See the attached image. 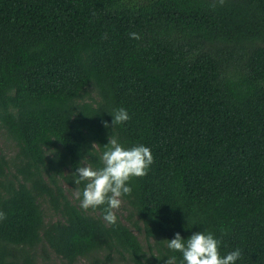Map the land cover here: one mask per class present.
I'll use <instances>...</instances> for the list:
<instances>
[{
    "label": "trees",
    "instance_id": "16d2710c",
    "mask_svg": "<svg viewBox=\"0 0 264 264\" xmlns=\"http://www.w3.org/2000/svg\"><path fill=\"white\" fill-rule=\"evenodd\" d=\"M0 133V264H179L203 231L264 264V0H0ZM112 137L154 159L115 225L69 198Z\"/></svg>",
    "mask_w": 264,
    "mask_h": 264
},
{
    "label": "clouds",
    "instance_id": "9594fccd",
    "mask_svg": "<svg viewBox=\"0 0 264 264\" xmlns=\"http://www.w3.org/2000/svg\"><path fill=\"white\" fill-rule=\"evenodd\" d=\"M223 3L224 0H220V4ZM129 38L139 40L141 37L138 33L131 32ZM111 117V128L130 119L123 108L115 109ZM104 127L108 128L109 124L105 122ZM153 163L150 148L143 145L125 148L116 137L108 138L105 150L100 156L99 168L94 169L91 165L79 166L72 173L75 185L85 184L82 193L79 188L76 190L77 198L82 196L80 207L85 211L103 207L104 221L115 225V210L121 207V197L130 195L132 191L129 181L146 176ZM4 219L6 214L0 211V221ZM166 241L170 251L182 255L179 264H236L241 257L239 249L222 257L219 250L220 240L211 232H197L186 240L177 233L173 239ZM165 264H177V257H167Z\"/></svg>",
    "mask_w": 264,
    "mask_h": 264
},
{
    "label": "rangeland",
    "instance_id": "374dc122",
    "mask_svg": "<svg viewBox=\"0 0 264 264\" xmlns=\"http://www.w3.org/2000/svg\"><path fill=\"white\" fill-rule=\"evenodd\" d=\"M0 150L7 156V157H12L15 153V148H14V145L11 141H9L2 133H0ZM65 189L68 190V187L65 186ZM69 198L72 200V201H75L77 196H76V193L74 192H69ZM46 210V208H45ZM127 212H128V207L127 205H125L124 203H122L121 201V207L118 209V210H115V214L117 216H119L121 218V220H124V217L127 215ZM50 217L53 218V220H56V216H52L51 214H49ZM135 234L138 236L139 240L141 241V243L143 245H145V240L142 236V234H138L135 230H134ZM122 262V261H121ZM120 262V263H121ZM60 262L59 261H55V264H59ZM77 264H88L86 261H81L80 263H77ZM123 264V263H122Z\"/></svg>",
    "mask_w": 264,
    "mask_h": 264
}]
</instances>
